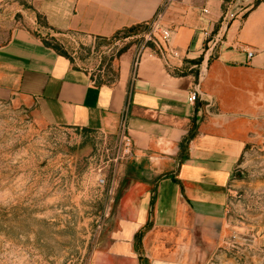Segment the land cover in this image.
Returning <instances> with one entry per match:
<instances>
[{"label": "crops", "instance_id": "0c3cea01", "mask_svg": "<svg viewBox=\"0 0 264 264\" xmlns=\"http://www.w3.org/2000/svg\"><path fill=\"white\" fill-rule=\"evenodd\" d=\"M254 2L0 0V101L33 106L54 126L106 136L122 127L131 138L90 264H208L219 247L229 185L264 95V2ZM161 8L167 53L122 56L110 84L94 83L38 36L109 39ZM226 10L234 18L224 26ZM196 83L203 98L190 105Z\"/></svg>", "mask_w": 264, "mask_h": 264}, {"label": "rangeland", "instance_id": "374dc122", "mask_svg": "<svg viewBox=\"0 0 264 264\" xmlns=\"http://www.w3.org/2000/svg\"><path fill=\"white\" fill-rule=\"evenodd\" d=\"M38 36L96 84L115 82L122 56L155 50L143 24L109 39L47 30ZM259 111L229 185L225 233L208 264H264V95ZM128 157L120 132L54 126L33 106L0 101V264H90Z\"/></svg>", "mask_w": 264, "mask_h": 264}, {"label": "built area", "instance_id": "2783aa9c", "mask_svg": "<svg viewBox=\"0 0 264 264\" xmlns=\"http://www.w3.org/2000/svg\"><path fill=\"white\" fill-rule=\"evenodd\" d=\"M176 1V0H172ZM162 16H163V9L161 8L154 18L147 24L150 27V34L154 38L153 43L155 46V51L158 54H165L167 53L168 48V41L170 32L169 30L163 26L162 24ZM234 18V14L230 13L229 10H226L222 21L224 22V26L229 22L231 19ZM216 44L215 40H209L207 45V50H212ZM247 59H251L253 57V53L250 51H245ZM170 56L177 57L175 53H171ZM202 76H199L198 79H201ZM200 100V92L199 86L197 84H193L188 95H187V103L190 105H194L196 101ZM132 149V142L131 138L125 133L124 129L121 127V151L123 155L129 156L131 154Z\"/></svg>", "mask_w": 264, "mask_h": 264}, {"label": "trees", "instance_id": "16d2710c", "mask_svg": "<svg viewBox=\"0 0 264 264\" xmlns=\"http://www.w3.org/2000/svg\"><path fill=\"white\" fill-rule=\"evenodd\" d=\"M261 2H264V0H255V2L253 3V6H256L257 4H259V3H261ZM132 29H133V27H130V28H128V29H124V30L131 31ZM122 31H123V30H122ZM120 32H121V31H120ZM116 34H117V33H116ZM116 34H115V35H116ZM43 44H44L46 47L52 49V50H53L54 52H56L58 55L62 56V55L58 52L57 48L50 46L48 43H46V42H44V41H43ZM198 64H199L198 61L194 63V65H198ZM98 85H100V83H98ZM193 134H194V131H191L190 134L187 136V138L185 139L184 142H187V141L193 136ZM137 238H138V236H137Z\"/></svg>", "mask_w": 264, "mask_h": 264}]
</instances>
